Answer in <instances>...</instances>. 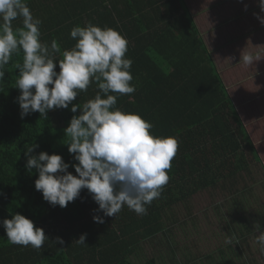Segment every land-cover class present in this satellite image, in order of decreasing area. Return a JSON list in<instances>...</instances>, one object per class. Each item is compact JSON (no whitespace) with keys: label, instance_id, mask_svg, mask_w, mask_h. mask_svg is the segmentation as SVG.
Wrapping results in <instances>:
<instances>
[{"label":"trees","instance_id":"obj_1","mask_svg":"<svg viewBox=\"0 0 264 264\" xmlns=\"http://www.w3.org/2000/svg\"><path fill=\"white\" fill-rule=\"evenodd\" d=\"M26 2L42 21L41 41L50 46L56 40L60 45L57 61L63 59V50L75 46L70 31L76 25L91 22L125 36L126 57L133 61L131 84L136 90L128 95L111 93L118 96L115 107L140 114L152 123L150 131L155 136H175L179 148L168 171L169 182L161 196L146 206V215L125 205L116 216L96 223L92 217L98 205L87 189L66 207L49 204L35 189L38 172L26 168L25 151L38 144L33 155L56 153L65 162L76 163L68 152L70 137L64 129L80 113L79 109L72 113L70 105L49 111L46 117L33 112L21 118L16 88L19 70L14 65L22 63L23 53L14 54L0 82V221L22 214L43 228L49 239L39 249L12 244L0 223V264H159L155 257L135 261L133 255L138 244L165 233L174 205L211 188L227 186L240 192L237 183L245 182L244 173L252 177V168L259 169L264 178L263 158L185 0ZM260 11L258 15H264ZM13 24L21 27L22 18ZM98 90L96 83L90 84L73 103L82 108ZM68 171L76 174L72 167ZM245 200L243 195L241 204L234 206L240 213ZM253 222L244 224L249 232ZM82 234H86V244L77 242ZM57 237L64 243H55Z\"/></svg>","mask_w":264,"mask_h":264},{"label":"clouds","instance_id":"obj_2","mask_svg":"<svg viewBox=\"0 0 264 264\" xmlns=\"http://www.w3.org/2000/svg\"><path fill=\"white\" fill-rule=\"evenodd\" d=\"M260 4L264 10V0ZM18 18H22V26L14 27ZM41 24L26 0H0V82H4L5 66L13 55L22 52V63L14 65L19 70L16 88L20 90L17 102L21 118L33 112L46 117L49 111L70 105L72 113L78 109L80 113L73 115L64 129L70 137L68 152L76 163L65 162L56 153L33 155L38 144L26 149V168L38 172L35 189L49 204L60 207L74 202L82 189H87L98 205L93 221L100 224L125 205L138 215H146V206L161 196L169 182L168 171L179 141L175 136L153 135L152 123L140 114L115 107L118 96L111 93L128 95L136 90L131 84L133 61L126 57L127 38L111 27L91 22L76 25L70 31V37L77 41L75 46L63 50V59L57 61L60 45L56 40L50 46L41 41ZM254 61L251 53L243 55L245 64ZM92 83L99 89L95 97L82 108L73 103ZM70 167L75 175L68 171ZM0 223L12 244L39 249L49 239L43 228L19 213ZM85 240L86 234H82L77 242L86 244ZM257 242L264 251V234ZM55 243L64 241L57 237Z\"/></svg>","mask_w":264,"mask_h":264},{"label":"rangeland","instance_id":"obj_3","mask_svg":"<svg viewBox=\"0 0 264 264\" xmlns=\"http://www.w3.org/2000/svg\"><path fill=\"white\" fill-rule=\"evenodd\" d=\"M185 2L264 161V26L260 25L264 15H258L260 0ZM248 53L255 57L251 65L243 62ZM252 169V177L244 173L245 182L237 183L240 192L227 186L211 188L174 205L165 233L138 244L133 260L155 257L159 264H264V251L257 242L264 234V178L259 169ZM243 195L245 209L240 213L234 206L241 204ZM249 221L253 222L250 232L244 227Z\"/></svg>","mask_w":264,"mask_h":264},{"label":"crops","instance_id":"obj_4","mask_svg":"<svg viewBox=\"0 0 264 264\" xmlns=\"http://www.w3.org/2000/svg\"><path fill=\"white\" fill-rule=\"evenodd\" d=\"M262 71H263V70H262ZM262 71H261V72H262Z\"/></svg>","mask_w":264,"mask_h":264}]
</instances>
